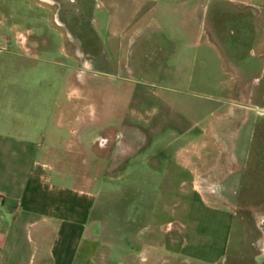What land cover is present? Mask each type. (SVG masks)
Here are the masks:
<instances>
[{"label":"rangeland","instance_id":"rangeland-1","mask_svg":"<svg viewBox=\"0 0 264 264\" xmlns=\"http://www.w3.org/2000/svg\"><path fill=\"white\" fill-rule=\"evenodd\" d=\"M166 1L160 9L148 0L127 23L129 0H0L1 59L32 66L29 73L14 69V77L34 78L35 94L49 97L50 130L64 142L60 158L49 161L65 164L83 186L93 175L95 187L108 176V186L131 195L141 186L149 204L163 189L162 152L173 165L179 155L242 158L232 167L243 174L238 197L220 195L205 172L201 180L217 194L202 203L190 194L189 173L167 175L164 192L172 195L161 204L169 212L159 207L157 220L165 235L180 239L179 259L160 262L154 249L130 254L112 245L98 264H211L202 240L218 247L233 220L229 252L235 250L244 237L240 218L264 241V18L233 0ZM71 141L82 145L79 164L70 161ZM113 205L118 217L111 219L120 225L123 206ZM103 209L106 215L112 206ZM247 251L245 260L226 264H263L254 259L262 253L257 245Z\"/></svg>","mask_w":264,"mask_h":264},{"label":"crops","instance_id":"crops-1","mask_svg":"<svg viewBox=\"0 0 264 264\" xmlns=\"http://www.w3.org/2000/svg\"><path fill=\"white\" fill-rule=\"evenodd\" d=\"M155 1L160 9L168 5L166 0ZM233 1L264 18V0ZM147 2L129 0L127 23L142 12ZM4 24L5 21L0 19V26ZM1 38L3 48H7L9 38ZM22 68L29 73L32 66L3 60L0 55V264H98L106 257V249L112 253V245H117L121 251L128 250L130 254L151 248L160 262L163 259L177 260L182 254L180 239L175 238V241L172 234L165 235L162 231L165 223L157 220L159 207L161 211L169 212L167 204H161L163 196L172 195V190L164 192L167 175L173 174L174 170L189 173L192 177L190 194L198 196L202 203L208 202L205 195L215 196L217 193L207 189L200 173L212 174L210 179L214 182L211 184L221 191L220 195H241L243 174L232 167L242 165L243 161L234 156H212L206 161L195 155H179L173 165L162 152L161 159L167 168L163 189L158 194V202L149 204L141 195L139 185H135L138 193L131 195L128 188L108 186L110 178L104 176L95 187L97 179L92 170V181L83 186L79 180L81 177L71 169L68 171L65 164L59 168L55 162L49 161L50 155L59 157L57 149L64 142L51 133L49 97L44 90L38 96L34 92V78L27 75L22 79L15 78L14 69ZM96 142V139L91 140V146L87 147L91 148ZM67 149L72 154L71 159L74 158L71 163L79 164L77 157L82 153V145L71 141ZM57 158L55 160L59 163L61 159ZM232 182L236 187L231 188ZM114 202L123 206L120 225L111 219L118 217ZM108 203L112 209L104 215L102 211ZM183 211L188 209L183 208ZM230 223L226 238L214 243L218 247H212L211 240H202L204 245L209 244L205 251L210 253L211 264L243 261L251 245L262 250L254 259L263 260L264 264V241L260 236L254 237L246 232L247 226L242 218L236 222V228L242 229L244 237L239 238L235 250L229 252L233 220ZM214 224L219 226L218 221ZM101 244L106 247L104 252L99 250Z\"/></svg>","mask_w":264,"mask_h":264}]
</instances>
